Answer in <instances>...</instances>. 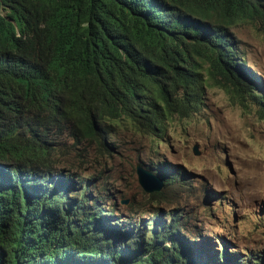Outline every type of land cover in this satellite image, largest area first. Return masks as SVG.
I'll use <instances>...</instances> for the list:
<instances>
[{
  "label": "trees",
  "instance_id": "1",
  "mask_svg": "<svg viewBox=\"0 0 264 264\" xmlns=\"http://www.w3.org/2000/svg\"><path fill=\"white\" fill-rule=\"evenodd\" d=\"M263 18L264 0H0V264H236L226 240L212 256L174 215L143 229L103 217L90 183L57 165L85 142L106 148L113 124L163 137L210 82L264 120L231 33Z\"/></svg>",
  "mask_w": 264,
  "mask_h": 264
},
{
  "label": "rangeland",
  "instance_id": "2",
  "mask_svg": "<svg viewBox=\"0 0 264 264\" xmlns=\"http://www.w3.org/2000/svg\"><path fill=\"white\" fill-rule=\"evenodd\" d=\"M233 33L244 55L239 63L264 87V18L238 25ZM110 128L106 148L85 142L60 156L57 165L90 183V196L99 195L108 211L103 217L143 229L151 219L171 214L185 239L208 241L212 256L213 245L216 257L222 255L223 239L236 264L264 254V120L255 111L235 104L221 85L210 82L199 111L168 121L163 137L139 133L126 122ZM139 164L171 175L175 182L163 187L162 198H152L140 186ZM89 203L95 211L93 200Z\"/></svg>",
  "mask_w": 264,
  "mask_h": 264
},
{
  "label": "water",
  "instance_id": "3",
  "mask_svg": "<svg viewBox=\"0 0 264 264\" xmlns=\"http://www.w3.org/2000/svg\"><path fill=\"white\" fill-rule=\"evenodd\" d=\"M196 155H199L198 150L196 151ZM136 173L138 182L146 193L152 194L162 191L164 187L163 179H157L151 171L145 170L140 166H137ZM125 203H128V201Z\"/></svg>",
  "mask_w": 264,
  "mask_h": 264
},
{
  "label": "clouds",
  "instance_id": "4",
  "mask_svg": "<svg viewBox=\"0 0 264 264\" xmlns=\"http://www.w3.org/2000/svg\"><path fill=\"white\" fill-rule=\"evenodd\" d=\"M239 25H242V24H239ZM236 27V26H235ZM233 29H234V27L231 29V33H232V36H233V41H234V33H233ZM234 44H235V42H234ZM235 48H236V45H235ZM236 50H237V52H238V55H240L241 57H239V60H240V58H244V55L239 51V49H237L236 48ZM238 58V57H237ZM238 63V62H237ZM239 64V66L241 67V68H245V69H247V70H249V72L252 74V76H254L255 78H257L258 80H259V78L250 70V69H248V68H246L244 65H241L240 63H238ZM259 82H260V80H259ZM260 84H261V87L262 88H264L263 87V85H262V83L260 82ZM200 109V108H199ZM199 111V110H198ZM197 111V112H198ZM196 112V113H197ZM195 113V114H196ZM173 119V118H172ZM128 124V123H127ZM131 126V125H130ZM132 127V126H131ZM68 145L70 146V145H72V142L71 141H69L68 142ZM143 166H141L140 164H139V166L140 167H142V168H144L145 170H148V171H151L152 173H153V175H156L158 178H161V179H163V181H164V178H162L161 176H160V174H164L165 175V181L167 180L168 181V179L171 177V175H166V172H165V170L163 169H161V170H158V174H157V171H155V170H153L152 169V167H149V166H145L144 164H142ZM145 167H148L149 169H146ZM168 178V179H167ZM165 181H164V186H165ZM166 181V182H167Z\"/></svg>",
  "mask_w": 264,
  "mask_h": 264
},
{
  "label": "bare ground",
  "instance_id": "5",
  "mask_svg": "<svg viewBox=\"0 0 264 264\" xmlns=\"http://www.w3.org/2000/svg\"><path fill=\"white\" fill-rule=\"evenodd\" d=\"M170 115V114H169Z\"/></svg>",
  "mask_w": 264,
  "mask_h": 264
}]
</instances>
